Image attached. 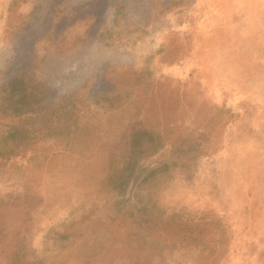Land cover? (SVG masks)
Wrapping results in <instances>:
<instances>
[{"label": "rangeland", "instance_id": "1", "mask_svg": "<svg viewBox=\"0 0 264 264\" xmlns=\"http://www.w3.org/2000/svg\"><path fill=\"white\" fill-rule=\"evenodd\" d=\"M0 264H264V0H0Z\"/></svg>", "mask_w": 264, "mask_h": 264}, {"label": "trees", "instance_id": "2", "mask_svg": "<svg viewBox=\"0 0 264 264\" xmlns=\"http://www.w3.org/2000/svg\"><path fill=\"white\" fill-rule=\"evenodd\" d=\"M133 154V153H132ZM132 154L130 155V159L128 160V162H127V164H126V166H125V168L126 169H128V168H130V171H128V173L127 174H125V175H120L119 177H118V183H117V185H116V187L120 190V191H124L125 190V188H126V185H127V182H128V178H129V176H130V174H131V172H132V162H133V156H132Z\"/></svg>", "mask_w": 264, "mask_h": 264}]
</instances>
